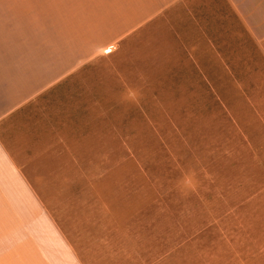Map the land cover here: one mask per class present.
Returning <instances> with one entry per match:
<instances>
[{"label": "rangeland", "instance_id": "374dc122", "mask_svg": "<svg viewBox=\"0 0 264 264\" xmlns=\"http://www.w3.org/2000/svg\"><path fill=\"white\" fill-rule=\"evenodd\" d=\"M41 5L0 0V135H27L83 261L264 264V69L191 73L168 30L101 43L103 19L43 27Z\"/></svg>", "mask_w": 264, "mask_h": 264}, {"label": "crops", "instance_id": "0c3cea01", "mask_svg": "<svg viewBox=\"0 0 264 264\" xmlns=\"http://www.w3.org/2000/svg\"><path fill=\"white\" fill-rule=\"evenodd\" d=\"M36 10L43 27L61 25L54 18H65L67 11L103 19L101 43L139 36L151 26L155 35L168 30L170 46L180 45L190 72L205 77L264 69V0H49V8ZM44 88L50 86L39 89ZM31 103L13 112H24ZM13 114L1 117L0 127L14 122ZM16 133L20 140L13 146L0 135V264H86L36 188L27 135Z\"/></svg>", "mask_w": 264, "mask_h": 264}]
</instances>
